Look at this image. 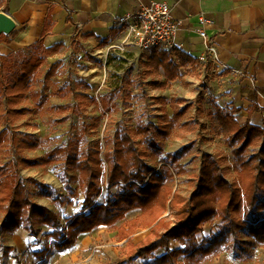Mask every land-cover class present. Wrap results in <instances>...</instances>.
Returning a JSON list of instances; mask_svg holds the SVG:
<instances>
[{"label":"rangeland","instance_id":"obj_1","mask_svg":"<svg viewBox=\"0 0 264 264\" xmlns=\"http://www.w3.org/2000/svg\"><path fill=\"white\" fill-rule=\"evenodd\" d=\"M156 51H166L165 57L179 74L178 78H167L160 64L149 61L153 51L140 52L131 45L125 50L109 48L96 56L81 52L82 60L88 58L90 64L74 59V63L68 61L69 65L83 69L94 67L88 74H77L74 66L70 71L75 75L59 68L45 81L42 66L41 73L31 84V92L36 91V94H27L15 106L29 110L20 114L14 123L0 124V131H4L0 135V165L7 167L17 157L37 159L39 164H18L11 172L25 185L28 200L56 214L61 228L65 229L81 210L84 177L87 176H83L82 171L91 167L97 173L94 181L101 192L93 198L95 204L105 203L109 195L121 190V181L107 185L106 174L111 163L104 152L113 158L114 141L120 137L121 142L126 135L128 141L120 143L121 150L127 153L129 149H137L140 169L146 166L150 170L138 184L150 193L168 191L163 193L162 208L152 216L159 206V196L150 194L141 206L126 208L112 224L98 223L90 230L77 233L71 245L57 250L53 238L48 236L53 230L48 221L32 216L25 208L22 215L14 218L17 223L11 225L0 207V264H109L127 260L129 251L136 249L146 236L155 234L150 238L154 241L172 229L176 220L169 201L173 199L180 206L198 190L205 160L213 162L210 170L220 177L215 183L223 181L227 185L223 193L219 188L214 190L217 213L203 222H193L194 226L201 227L195 234L196 242H204L222 228L220 216L224 207L217 208V203L226 201L234 181L241 189L240 203L243 204L242 183L233 150L239 143L227 144L228 136L220 133L215 114L216 107L225 109L208 93L206 77H200L197 65L191 68L175 48ZM22 53L13 55L11 60L17 62ZM7 79L12 81L11 76ZM66 86L71 87L72 92H68ZM56 89L64 93H54ZM76 91L87 97H77ZM38 101L41 104L34 108ZM234 117L239 122L237 116ZM246 120L251 123L249 118L239 123ZM24 137L28 145L22 144ZM69 140L74 142L71 150L57 151ZM257 147L249 146L242 154L243 159ZM69 157L76 161L72 162ZM83 163L86 165L81 170ZM3 180L0 173V182ZM130 183L138 185L134 180L127 182ZM3 193L4 189L0 188V196ZM243 212L232 215L237 219ZM168 243L173 249L183 247L175 238H170ZM162 253V248L154 252ZM141 261L142 258L134 257L129 264ZM177 261L183 264V256ZM198 264H264V242L239 229L228 233L224 242L217 244L216 252L207 254Z\"/></svg>","mask_w":264,"mask_h":264},{"label":"trees","instance_id":"obj_2","mask_svg":"<svg viewBox=\"0 0 264 264\" xmlns=\"http://www.w3.org/2000/svg\"><path fill=\"white\" fill-rule=\"evenodd\" d=\"M12 33L9 35L0 34V42H9V36ZM29 48L31 53L23 55L17 62L11 60L13 55L0 54V112L3 114L0 115V124L14 123L20 114L29 110L26 107L16 109L15 106L20 104L27 94L32 92L36 94V91L31 92V84L41 73L44 63L43 55L49 54L55 49L54 47H43L41 42H37ZM176 53L182 56L185 62H189L191 67L196 62L189 55L179 50H176ZM165 54L166 51L154 50L149 57V61L151 60L155 65L160 64L167 78H178L179 74L173 69L172 63L167 60ZM58 64V62L54 63L46 71L44 80L52 75L51 73L54 72ZM8 76L12 77V81L7 79ZM65 88L68 92H72L71 87L66 86ZM54 93L64 92L61 89H56ZM75 93L79 98L87 97V95L79 94L81 92ZM40 104V101L35 102L34 108ZM102 104H104V100H102ZM216 109L215 114L220 128L219 131L221 134L228 136L226 138L227 144L232 146L239 143V146L233 150L236 154L235 162L238 164L237 174L242 183L243 204L240 203L241 189H239L238 183L234 181L226 201L217 203V208L224 207V212L220 216L223 223L222 228L216 235L204 239V242H196L195 234L201 230V227L194 226L193 222L195 220L203 222L217 213L213 202L214 190L219 188L220 193H223L225 191L224 186L227 185L223 181L220 184L215 183L220 177L213 173L214 170H210V167H214L213 162L205 160L206 164L199 175L198 190H195L189 199L180 206L176 205L173 199L169 201L176 220L172 229L161 234L154 241H150L152 235H155L151 233L136 245V249L129 251L127 260L109 264H129L134 257L143 259L139 264H180L177 261L179 256H183V264H198L204 256L216 252L217 244L224 242L228 233H235L239 229L245 230L260 242H264V123L262 126L251 124L248 120L239 123L232 113L235 111L234 109L225 111L219 107H216ZM249 110V112H253V110H259V108L252 105ZM3 132L0 131V135ZM26 138L24 137L22 140L23 145H28V139ZM118 138L114 141L115 156L110 158V154L105 151L104 157L111 163L106 174L107 185L114 184L117 180L121 181L123 182L121 190L113 196L109 195L105 203L95 204L93 198L101 192L100 187L94 181L97 178V173L91 167L82 171V175L87 174V176L84 177L86 185H84V199L81 210L69 220L65 229L61 228L56 214L36 206L28 200L25 185L19 180L17 174L11 172V168L16 167L18 164L24 166L37 165L39 164L37 159L17 157L15 162L7 167L6 164L0 165V173L4 177V180L0 182V188L4 189L3 195L0 196V207L10 220L11 225L17 223L14 218L22 215L23 210L28 208L32 212V216L48 221V224L53 228L48 236L53 238V246L57 250H62L72 244L77 233L90 230L98 223L112 224L123 215L126 208L136 204L141 206L143 200L148 198L150 194L155 197L159 196V206L152 216L157 214L163 206L165 198L163 193L166 194L167 189L164 192H155L151 189L152 193H150L151 191L148 192L145 186L138 184L143 180V174L150 172V170L146 166L142 170L140 169L142 164L139 161L140 152L137 149H129L127 153L121 150L120 143H127L128 137L124 135L121 142ZM11 142H14L13 138H11ZM73 145V140H69L64 147L58 148L57 151H69ZM252 145L258 147L243 159V152ZM68 159L72 162L76 161L75 158L69 157ZM85 165L83 163L80 169L83 170ZM129 180H134L138 185L127 184ZM148 184L150 183L147 182L146 187L149 186ZM241 210H244V212L235 219L236 217L232 214H239ZM11 227L13 228L14 225ZM170 238L178 240L183 247L175 249L169 247L168 241ZM159 248L163 249V253L154 254L155 250Z\"/></svg>","mask_w":264,"mask_h":264},{"label":"crops","instance_id":"obj_3","mask_svg":"<svg viewBox=\"0 0 264 264\" xmlns=\"http://www.w3.org/2000/svg\"><path fill=\"white\" fill-rule=\"evenodd\" d=\"M161 1L173 7L176 18H185L174 48L196 61L193 66L206 77L214 101L225 110L233 108L239 122L249 118L255 125L264 123V0ZM136 6L137 0H0V11L15 22L10 41L0 42V54L23 52L22 57L41 42L55 48L43 55V74L56 62L55 72L61 68L66 74H88L94 67L83 69L68 61L74 63V56L83 51L96 56L108 50L118 41L117 17ZM200 16L211 21L205 32L219 56L215 66L197 60L205 51V41L196 31ZM80 62L91 63L88 58ZM252 105L259 110L249 112Z\"/></svg>","mask_w":264,"mask_h":264},{"label":"built area","instance_id":"obj_4","mask_svg":"<svg viewBox=\"0 0 264 264\" xmlns=\"http://www.w3.org/2000/svg\"><path fill=\"white\" fill-rule=\"evenodd\" d=\"M210 22L205 17H199L200 27L196 31L205 41V51L197 56V60L215 66L220 64L219 56L205 32ZM184 23L185 18H176L173 7L165 1L137 0V6L132 11L117 17L118 41L109 48L125 50L127 45H131L140 52L173 49L175 38ZM82 57L78 53L74 59L80 61Z\"/></svg>","mask_w":264,"mask_h":264},{"label":"water","instance_id":"obj_5","mask_svg":"<svg viewBox=\"0 0 264 264\" xmlns=\"http://www.w3.org/2000/svg\"><path fill=\"white\" fill-rule=\"evenodd\" d=\"M15 27L13 19L3 11H0V34H9Z\"/></svg>","mask_w":264,"mask_h":264}]
</instances>
